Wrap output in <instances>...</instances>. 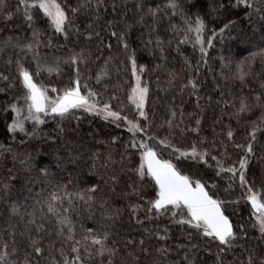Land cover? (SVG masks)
<instances>
[{
	"label": "snow or ice",
	"instance_id": "obj_1",
	"mask_svg": "<svg viewBox=\"0 0 264 264\" xmlns=\"http://www.w3.org/2000/svg\"><path fill=\"white\" fill-rule=\"evenodd\" d=\"M188 5L186 9L182 0H167L164 8H161L147 3V0H138L135 4L136 14L129 22L128 12L131 9L128 8L127 0H121L120 3L111 0L110 4L108 0H76L75 4L68 0H17L14 8H10L8 0H0V21L6 25L14 16L19 15L31 29L30 35H21L14 29L0 26V59L5 65V70H0V80L9 81L10 76L6 70L14 66L16 75L11 80H18L22 89V94L5 109L7 111L10 108L15 113V119L7 125V132L12 133L13 138L17 132L34 136L35 126L32 132H27L25 120L33 121L34 125H42L45 117L58 118L57 128L64 132L63 122L69 117H75L77 110H83L117 127H120L121 121H126L127 130L131 133L128 148L136 150L131 153L125 150L127 164L124 163L125 157L121 158L127 182L119 193L117 189L121 184V176L116 173L74 192L69 190L67 183L53 184L50 178L48 184L52 185V191L44 195L42 188L33 197L34 204L28 205L27 198L21 204L19 198H12V188L20 177L10 175L0 186V202L6 209L5 216H0V221H3L0 232L11 240V245L8 240L0 244V264H41L42 260L45 264H206L201 259V252L213 257L212 264H264V184L258 191L254 187L255 180L249 178L252 161H264V145L258 138V134L264 137V91L254 94V103H249L248 97L242 92L238 97L233 94L229 100L219 83L216 84L219 99L199 94L201 82L192 72L199 73L201 64L207 65L209 49L214 47L213 41L217 38L222 40L226 31L230 33L236 20L229 19L219 29H211L206 39L204 16L199 11H191L195 7L193 0H188ZM232 7L243 10L248 23L252 25L253 35L257 31L256 24H259L261 31L256 50L248 54L251 59L240 61L238 72L233 76L224 71L230 62H225L224 57H221V77L225 81L239 79L245 83L249 75V72L244 71L245 64L251 68L257 58L264 63V0H227V3L220 0L218 5L211 6V10L219 17ZM109 8L114 14L113 18L106 20V27L101 26L100 31L93 27L95 21L88 23L83 33L75 23L81 15L94 16L95 20H99L101 9L107 12ZM161 12L169 21L179 17V24L170 23L174 34L171 39H165L156 27ZM41 21L43 28L39 26ZM137 25L147 29V36L141 31L136 39L150 55L158 54L157 58L161 61L167 60L166 52L173 40L176 41L175 51L181 55L180 46L183 44L190 43L193 49H199L200 59L195 64L187 56L184 57L185 67L180 71H188L189 79L178 87L181 94L187 90L189 96L196 98L194 111L185 113L182 101L181 105L169 104L161 123H154V113L153 119H150L149 112L145 110L150 89L143 79L144 75L151 70H163L166 73L167 88L161 90L167 92L177 89L180 72L166 67L164 63H157L154 69H150L148 64L139 62V49L132 46V34ZM48 27L52 28L53 35L59 34L65 41H69L73 34L79 37L86 33L89 43L95 40L96 51L93 52L85 45L79 51L75 48L70 50L67 58L49 62L40 54L42 46H52L53 37L48 35ZM105 31L108 32L107 37L102 36ZM120 55L123 59H120ZM29 60L35 63V72L25 67V62ZM101 60L93 76L89 65ZM61 63L72 70L67 83L55 86L37 83L34 79V76L44 71L49 75H63ZM114 67L117 76L123 68L134 78V83H129L126 90L128 104L121 102L116 95V90H123L119 84L111 85L113 92L107 102H102L100 97L103 93L89 84L94 79L97 85L103 84L106 91ZM159 79L157 76L158 87ZM14 86L13 83L9 84V87ZM261 88L264 89V85ZM172 99L175 101L176 97ZM19 100H23L22 106L17 103ZM111 100L118 101L120 107L114 109ZM213 105L220 108V115H216L213 109L212 138L209 139L204 135L203 121L206 110ZM129 106L146 123L122 115L123 109ZM229 108L234 111L229 112ZM25 109L26 115H22ZM254 109H260L261 116L256 120H245V114L252 113ZM225 115L228 124H224ZM233 119L238 125L242 121L248 125L241 142L236 141L237 130L231 124ZM165 128L167 130L161 136L160 130ZM187 134H194L196 139L187 148L177 146V137ZM118 139L113 136L110 142ZM257 145H260L259 155ZM229 148L239 150L238 159L231 163H227L231 161ZM0 149L11 151L10 147L4 145H0ZM80 159L81 154H76L69 157L68 163L76 164ZM97 159L99 156L92 158L93 168L96 167ZM20 162L25 165L26 173L32 171L30 157ZM111 162L112 156L109 154L104 166ZM185 162H191L196 170L186 171L181 167ZM9 172L12 170L9 169ZM39 172L45 177L51 176L46 166L40 167ZM225 175L228 181L224 189L226 193L230 195L236 187L241 189V195L236 200L222 199L218 195L219 181ZM30 182L34 181L28 175L21 187ZM101 185L107 187V193ZM26 190L32 192L31 187ZM149 190L152 192L150 197ZM117 198L125 201L122 207L115 206ZM241 200L250 205V221H244L243 218L234 221V213H227L228 204H239ZM81 205L86 206L88 218L93 221L98 211L100 222L93 227L81 224L77 228L72 214L79 215ZM28 207H31V211L27 210ZM22 208L24 211H21ZM141 210L143 219L140 218ZM124 212L128 213L129 219L136 217V223L141 225L143 234L139 239L130 236L118 238L120 234L116 230L117 223ZM50 216L55 221L53 227L48 226ZM162 217H167L168 224L186 236V243L176 247L168 245L167 241L172 238L169 226L163 229L159 224L154 227L144 226L145 220L155 221ZM153 240L158 246L151 244ZM229 254L231 259L228 258Z\"/></svg>",
	"mask_w": 264,
	"mask_h": 264
},
{
	"label": "trees",
	"instance_id": "obj_2",
	"mask_svg": "<svg viewBox=\"0 0 264 264\" xmlns=\"http://www.w3.org/2000/svg\"><path fill=\"white\" fill-rule=\"evenodd\" d=\"M68 2L75 4L76 0H68ZM94 2V0H93ZM121 0H117V3H120ZM138 0H127L128 8L131 11L128 12V20L132 21L134 14H136L135 4ZM185 4L186 9L189 7L188 0H182ZM220 0H193L195 7L191 8L192 12L199 11L200 14L204 16L207 30L205 32V38L211 34V29H219L223 26V23H226L229 19L236 20V25L231 28L230 33L226 31L224 38L221 40L217 38L213 41L214 47L209 49L207 56L208 63L207 65L201 64L200 72H192V75L196 77L201 82L200 95L207 97L211 95L213 99H219V90L216 88V84L219 83L221 88L226 93V98L229 100L232 99L233 94L239 96L241 92L244 96L248 97L249 103H254L253 96L255 93H260L264 91L261 88V85H264V63H261L260 59L257 58L256 62L251 65V68L247 64L244 66V71L249 72V75L246 77V82L241 83L239 79H230L225 81L221 73V57H224L225 62H230L229 67L225 68L224 71L229 75L238 72L237 65L240 61L245 60V58L251 59L249 57V52L256 50V45L259 44L261 39V31L259 30V24H256L257 31L255 35L252 32V25H250L244 15V12L240 8H229L228 11L223 12L219 17L212 12L211 6H216ZM227 3V0H224ZM108 3H111V0H108ZM147 3L152 4L153 6L159 5L161 8H164V5L167 3V0H147ZM10 8H14L17 4V0H8ZM123 10V9H122ZM113 13L111 9L105 12L101 9V18L95 20V17H89L81 15L75 21L76 25L80 27L81 32H84V28L88 23H93L96 31H100L101 26H105V21L113 18ZM161 19L159 24L156 26L158 32L165 39H171L173 33L170 29V23L179 24V17H173L171 21L169 18L163 15V12L160 13ZM255 20V17H254ZM0 26H5L6 29H14L15 32L21 35H30L31 29L28 28L27 24L23 23L22 18L19 15L13 17L11 22H8L6 25L3 21H0ZM39 26L43 28V22L41 21ZM122 26V25H121ZM141 31L145 32L147 36V29L142 28L137 25L136 30L132 34V46L139 49L138 57L140 63H146L149 65L150 69H154L155 64L164 63L168 68H175L180 72V79L177 82V89H170L167 92L162 91L161 88H167L166 73L163 70H151L146 73L143 77L144 81L149 84V97L145 110L149 112L150 119H153L154 123L159 124L162 122V119L167 114V109L169 104L181 105L183 101V108L185 113H190L195 110V97L189 96L187 90L181 94L178 91V87L182 83H186L189 79L188 71H180L181 68H184V57L187 56L189 60L195 64L200 59L199 49H193L192 45L183 44L181 45V55L175 51L176 41L173 40L172 45L168 48L166 52L167 60L161 61L157 56L150 55L146 49H143L136 37ZM47 33L49 36H52V46L51 47H41L40 54L41 57L48 60L49 62L54 61L57 58H67L70 53V50L74 49L79 51V48L87 45L92 49L93 52L96 51V42L89 43L87 41V34L77 36L73 34L69 41H65L63 37L59 34L53 35L51 27H48ZM6 34H12L7 32ZM155 35V33L153 34ZM102 36L107 37L108 32L105 31L102 33ZM236 37V38H234ZM113 43L114 40L112 41ZM114 55L116 53H113ZM107 55V53H105ZM95 59V57H93ZM120 59H123V56L120 55ZM102 63L98 61L95 64H90L89 68L91 69V74L94 76L98 70L99 64ZM25 67L30 71L35 72L36 66L32 61L25 62ZM63 69V75L57 76L55 73L49 75L48 72L44 71L39 76H34V79L37 83L43 82L44 84H50L55 86H61L64 83H67L68 76L71 74V68L67 65L61 63ZM0 70H5V65L3 60L0 59ZM191 71V70H189ZM6 74L10 76L9 81L0 80V145L5 147H10L11 151H4L0 149V186L9 179V176L12 174L20 177V180L16 182L15 187L12 188V198H19L21 204L24 203L25 198H27V204H34L33 197L37 193L41 192V189H44V195L52 191V185L48 184V180L51 178L53 184L57 182L67 183L70 191H76L77 189H85L91 185L92 182L100 181L101 178L108 179L110 175L116 173L121 176V184L119 185L117 191L120 192L121 189L125 188V183L127 182V177L122 171V165L120 163L121 158L125 157L124 163L127 164V157L125 150L129 153L136 151L135 149L128 148V141L131 137V133L128 132L125 121L120 122V127H117L116 124L111 123L110 121H105L98 116L89 114L82 110H77L75 117H69L66 119L62 127L64 132H60L57 128V119H52L50 117H45V123L42 125H34L33 121L25 120V128L27 132H32L33 127L35 126L36 131L34 136H27L24 133L17 132L15 138L13 134L7 132V125L12 122L14 119L15 113L8 108V104L13 102L17 96L22 94V89L19 81H12L11 77L16 75L15 68L6 70ZM157 76H159V87ZM15 84L14 87H9V84ZM109 83V88L105 91L103 84L97 85L95 80H90L89 84L96 88L97 91L103 93L100 97L102 102H107L109 96L113 92L111 85L119 84L120 89L116 90V95L120 97V101L124 104H128L126 98V90L129 86V83H133V77L130 72H125L123 68L117 76L115 67L113 68L111 80L107 81ZM83 91V89H82ZM50 95H53L50 92ZM173 96L176 97L173 101ZM19 105H23V100L17 101ZM203 103V101H202ZM111 104L114 109L120 107V103L116 100H111ZM213 109L215 110L216 115H220V108L215 105L212 108L206 110L203 125H204V135L208 136L209 139L212 138V120H213ZM229 112L234 111V109L229 108ZM26 112V109L23 113ZM122 115H127L129 119H140L142 123H146L138 116V112L134 110L132 106L126 107L122 111ZM261 116L260 109H254L250 114H245V120H256L257 117ZM229 120L227 115L224 116V124H228ZM233 128L237 130L236 141H243L246 128L248 127L243 121L238 125L233 119L231 121ZM155 130V129H154ZM166 128L160 130V135L163 136L166 132ZM219 130V126H218ZM113 136L118 137L119 139L115 142H110ZM58 137V138H57ZM258 138L261 141V144L264 145V137ZM196 137L194 134H187L185 136H178L175 143L181 148H187L190 146L191 141L195 140ZM231 152V163L238 159L239 150L234 148H229ZM258 155L260 153V145H257ZM76 154H81L82 159H80L76 164L68 163L69 157L75 156ZM109 154L112 156V162L108 166H104L105 161L107 160ZM215 154V153H213ZM16 156L14 160L13 157ZM99 156V159L96 160V167H92L93 160L92 158ZM31 158V163L33 165L32 171L30 173L25 172V165L21 164V160L26 158ZM135 161H133L134 163ZM46 166L51 174L50 177H45L39 172V168ZM131 166L130 164L128 165ZM181 167L186 171L191 169L195 171L191 162H185L181 164ZM9 169L12 172H9ZM202 171V169H201ZM211 173H209L210 175ZM30 175L34 182L28 183L25 187H21V184L24 182V178ZM249 178L255 180L254 187L259 191L261 190V185L264 184V161L253 160L249 168ZM111 183V181H109ZM227 175L219 181L220 191L218 195L222 199L226 200H236L241 195V189L236 187L235 190L229 195L224 191L227 187ZM27 187L32 188V192L29 193L26 189ZM102 190L107 193L108 189L106 186L101 185ZM152 192L149 190L148 196L150 197ZM109 198L111 194L109 193ZM140 202V201H137ZM146 203V201H144ZM81 203V202H77ZM115 206L122 207L125 201L117 198L115 200ZM28 211H31V207L27 208ZM21 211H24L22 208ZM250 205H247L243 200L239 204H228L227 213L233 214L232 218L235 221L238 218H243L244 221H250ZM5 206L0 202V216H5ZM39 215V214H38ZM73 219L77 224V228L81 224L85 227H93L95 223L100 222L99 212H96V219L93 221L88 218V211L86 206L81 205L80 214H72ZM140 218L143 219V210H141ZM18 219V218H15ZM15 222V220L13 221ZM3 221H0L2 224ZM55 224L54 218L51 216L48 220V226L53 227ZM155 224H159L160 228L163 229L165 226L171 227L172 238L167 241L168 245L176 247L181 243H186V236L175 226L168 224V218L162 217L155 219V221H144V226L154 227ZM117 232L120 234L119 239H124L128 236L134 239H139L143 232L141 225L136 223V217L129 219L128 213L124 212L121 216V219L117 223ZM18 240L21 238L18 236ZM5 240H8L11 245V240L0 232V244ZM151 244L155 247L158 246L153 240ZM213 247V252H215ZM229 259H231V254H229ZM201 259L206 261V264H212V256L201 252ZM41 264H45L42 260Z\"/></svg>",
	"mask_w": 264,
	"mask_h": 264
},
{
	"label": "rangeland",
	"instance_id": "obj_3",
	"mask_svg": "<svg viewBox=\"0 0 264 264\" xmlns=\"http://www.w3.org/2000/svg\"><path fill=\"white\" fill-rule=\"evenodd\" d=\"M133 83H134V78H133ZM83 111V110H82ZM90 114V113H89ZM22 115H26V112L25 113H22ZM139 116V115H138ZM14 119H15V115H14ZM125 123L127 124V122L125 121Z\"/></svg>",
	"mask_w": 264,
	"mask_h": 264
}]
</instances>
